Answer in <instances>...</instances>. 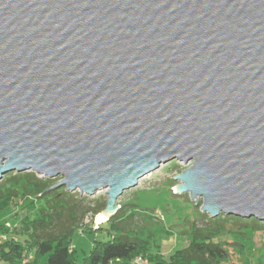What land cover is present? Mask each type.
<instances>
[{"label": "water", "instance_id": "obj_1", "mask_svg": "<svg viewBox=\"0 0 264 264\" xmlns=\"http://www.w3.org/2000/svg\"><path fill=\"white\" fill-rule=\"evenodd\" d=\"M173 160L210 217L264 222V0H0V180L118 198Z\"/></svg>", "mask_w": 264, "mask_h": 264}, {"label": "trees", "instance_id": "obj_2", "mask_svg": "<svg viewBox=\"0 0 264 264\" xmlns=\"http://www.w3.org/2000/svg\"><path fill=\"white\" fill-rule=\"evenodd\" d=\"M55 178L40 177L33 171L9 172L0 180V242L1 264H138V257L150 264H226L232 254L228 248L231 234H238L240 253L245 252L244 241L252 238L255 226L236 224L227 226L226 214L210 217V224L191 222L187 233L188 244L167 255L160 248L153 250L149 236L132 233L124 228L123 207L99 226H89L96 232L90 253L81 261L74 257L73 237L88 224L84 218L97 216L105 208L81 205L65 187H55ZM23 212V213H22ZM239 221L258 223L256 218L227 215ZM256 219V220H255ZM11 225L7 227L6 223ZM258 250L255 251V253ZM258 261L260 259L258 258Z\"/></svg>", "mask_w": 264, "mask_h": 264}, {"label": "rangeland", "instance_id": "obj_3", "mask_svg": "<svg viewBox=\"0 0 264 264\" xmlns=\"http://www.w3.org/2000/svg\"><path fill=\"white\" fill-rule=\"evenodd\" d=\"M190 165L191 162L185 163L180 160L162 163L159 168L139 179L136 186L125 190L117 201V205L123 207L124 217L128 214L134 215L124 220V228L132 233L149 236L152 249L160 248L167 255L188 244L187 230L192 221L197 220V223L202 226L210 224L208 217L200 210L201 202L196 205V199H191L188 193L174 192L173 187L180 183L174 177ZM55 179L58 184L62 177L58 176ZM72 193L81 205L86 206L104 205L108 199L106 189L97 191L94 195L81 194L78 190ZM222 219L229 220L227 226L232 228H237L236 224L240 222L255 226V234L244 241L245 252L243 253H240V245L233 243V241H241L239 235L231 234V237H228L231 241L228 248L232 254L226 264H264V222L239 221L227 215H224ZM83 222L84 225H88L77 231L72 241L74 257L77 261H81L90 253L98 235L96 232H89V226L96 227L104 223L98 222L97 217L91 214H88ZM256 250L258 251L255 253Z\"/></svg>", "mask_w": 264, "mask_h": 264}, {"label": "built area", "instance_id": "obj_4", "mask_svg": "<svg viewBox=\"0 0 264 264\" xmlns=\"http://www.w3.org/2000/svg\"><path fill=\"white\" fill-rule=\"evenodd\" d=\"M7 227H9L11 225L10 222H7L6 223ZM6 237L4 234H0V242L2 240H4ZM135 263H138V264H150L148 259L147 258H143V257H138L136 260H135Z\"/></svg>", "mask_w": 264, "mask_h": 264}, {"label": "bare ground", "instance_id": "obj_5", "mask_svg": "<svg viewBox=\"0 0 264 264\" xmlns=\"http://www.w3.org/2000/svg\"><path fill=\"white\" fill-rule=\"evenodd\" d=\"M96 217H97L98 222H104L108 219V217L102 215V213H99Z\"/></svg>", "mask_w": 264, "mask_h": 264}, {"label": "crops", "instance_id": "obj_6", "mask_svg": "<svg viewBox=\"0 0 264 264\" xmlns=\"http://www.w3.org/2000/svg\"><path fill=\"white\" fill-rule=\"evenodd\" d=\"M1 264V263H0Z\"/></svg>", "mask_w": 264, "mask_h": 264}]
</instances>
